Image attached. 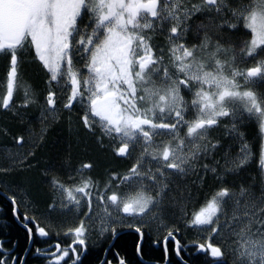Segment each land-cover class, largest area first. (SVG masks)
I'll return each instance as SVG.
<instances>
[{"label": "snow or ice", "instance_id": "obj_1", "mask_svg": "<svg viewBox=\"0 0 264 264\" xmlns=\"http://www.w3.org/2000/svg\"><path fill=\"white\" fill-rule=\"evenodd\" d=\"M0 55L8 60L0 108L22 125L11 133L15 150L3 149L0 175L34 167L50 125L73 110L98 152L129 162L99 178L84 175L91 161L71 168L70 155L44 169L55 194L46 227L27 213L22 226L29 242L56 237L35 249L46 264H83L88 233L115 235L126 220L135 221L127 226L140 238L138 256L146 234L164 231L152 244H163L166 264L169 242L177 264L197 255L206 264L228 256L264 264V0H0ZM28 63L45 77L42 89L21 80ZM245 121L255 123L256 151L240 131ZM253 160L259 182L239 179ZM0 194L21 219L28 191L5 185ZM67 213L80 219L65 229ZM182 229L203 242L182 244ZM11 252L0 241V264H26Z\"/></svg>", "mask_w": 264, "mask_h": 264}, {"label": "flooded vegetation", "instance_id": "obj_2", "mask_svg": "<svg viewBox=\"0 0 264 264\" xmlns=\"http://www.w3.org/2000/svg\"><path fill=\"white\" fill-rule=\"evenodd\" d=\"M23 73V72H22ZM21 73V80H23V76ZM41 85L42 79L45 77L42 76L41 73ZM6 83V81H5ZM5 83H3L0 87V97H2L3 92L5 91ZM23 95L22 91H17L14 94V100L16 102L19 96ZM190 99V97H186ZM30 113L34 116L39 115L37 109L33 108L30 110ZM3 117H10L11 112L5 111L0 108V122L3 121ZM69 118H71V123H69ZM38 126V121L34 120ZM78 115L76 110H73L71 113L68 111H64L61 113V119L56 123L50 125L48 132L46 134V138L38 149H36V159L33 161L34 167L28 169H17L11 172L9 175H12L14 178H18L22 180V186L29 193V199L31 200L30 206H25L24 204H20L19 206V215L21 219H17L12 214V206L9 200L2 194H0V241H3L4 248L12 249L11 255L16 257H23L26 264H46V260L42 257H38L35 255V249L46 248L49 244H54L57 242L56 237L53 235V238L47 240V243L44 242L43 238L34 237L32 242H29L27 237V232L25 228L22 226V218L25 213L28 216L37 215L40 217L41 226H45V222H43V217L45 215V210L49 203H52L53 196L55 195L48 183V178L44 176V169L52 163L53 160L57 158H65L70 155V167L76 168L83 162H93L95 167L91 171H85V176H92L94 178H99L104 170L108 167H117L121 171L124 170L126 166H129V162L126 160L114 159L110 154L98 152L95 149V145L93 143V138L86 133L78 124ZM4 125H1L0 128H4ZM7 129H21L20 134H22V125L21 126H12L7 125ZM240 131L245 133L249 140L252 142L253 150L256 151L258 149V139L256 138V126L254 122L245 121L241 126ZM26 134V133H24ZM218 131H213L212 135H218ZM4 136V135H3ZM12 148L15 150L11 132L8 136L4 137V140L0 142V148H2V152L4 147ZM27 145L24 151L27 149ZM238 150V146H237ZM3 160H0L2 162ZM0 178H3V175H0ZM63 178V177H62ZM239 179H243L248 181L249 179L255 180L257 183L259 182L258 169L256 166L255 160H253L249 166L240 173ZM4 190L0 187V193ZM210 194V187L206 189H202L201 194H198L189 204L186 211L191 214L197 211L203 202V198L205 195ZM11 195V193H9ZM41 196L48 197L47 202L43 198H36L34 201L30 198L31 196ZM10 209L11 218L6 216V210ZM35 209V211H34ZM86 210V209H85ZM80 217L74 215V213H67L65 216V224L64 228L72 227L76 223L79 222ZM87 222V221H86ZM128 223L135 224V221L126 220L123 224H116V234L112 235L111 233H106L103 237L98 235L96 230H91L88 233L87 237V253L81 256V260L83 262L85 256H92V252H96L98 248L102 246V252L99 260L93 264H101V262H111V264H119V260L123 258L127 261V264H150L149 260H144L136 253V244L140 241L138 234L134 231V228H129ZM15 225V227H14ZM121 226V227H120ZM29 227H33L31 223ZM14 228L21 233L20 237H13ZM164 231L161 232H151V234L145 235V241L142 245V249H146L149 254H154L156 250H162L163 257V244H152V241L156 240L157 237L162 239ZM129 239L133 241L134 245V253L127 255V253L123 252L121 249H118L116 246H120L124 243L125 240ZM152 239V240H151ZM178 239L181 240L182 244H188L189 241L199 240L203 242L202 237L195 230H184ZM62 244L70 243V238L61 237L60 241ZM169 258L170 256H175L171 251L173 245L169 242ZM27 249V251H25ZM193 251L191 248L188 249V252ZM188 256L187 253L184 254ZM127 256H135L132 259H129ZM202 256V255H197ZM176 257V256H175ZM158 263H164L165 260L156 261Z\"/></svg>", "mask_w": 264, "mask_h": 264}, {"label": "trees", "instance_id": "obj_3", "mask_svg": "<svg viewBox=\"0 0 264 264\" xmlns=\"http://www.w3.org/2000/svg\"><path fill=\"white\" fill-rule=\"evenodd\" d=\"M29 59H31L29 57ZM7 69H8V60L6 57H4L3 55H0V87L2 85V82L4 79H6V73H7ZM22 76H23V82L27 83V84H32L34 85L37 89H42V85L40 82L41 77V72L38 69L37 64L35 63H28L26 65L23 66L22 69ZM31 110V109H30ZM29 110V111H30ZM9 117H3V121L4 119H8ZM3 121H1L0 123H2ZM35 123V121H33ZM6 123H10L12 126H21V124L17 121L14 120L11 116V119L9 122ZM5 124V123H4ZM11 133H15V134H20L21 129H14V130H10ZM4 137L2 134H0V142L4 140ZM5 185H19L21 187L22 186V180L21 177L20 179L18 178H14L12 175H7V176H3V178H0V187L4 190V186ZM1 198V197H0ZM32 199V201H34L36 198H43L45 200V202H47V200L49 199L48 197H41V196H36L33 195L30 197ZM6 216H8L9 218H11V213H10V209L8 208L6 210ZM15 227V225H14ZM13 237H20L21 233L17 230V228H14V233L12 234ZM118 249H121L123 252L127 253V255L133 254L134 253V245H133V241H130L129 239L125 240L124 243H122L120 246H116ZM102 252V246L100 248H98L96 250V252H92V256H85L84 260H83V264H93L96 263L101 255ZM142 255L141 258L144 260H149L150 264L151 262H156V261H162L163 260V252L162 250H156L154 251V254H149L147 252L146 249H142ZM129 259H132V257L135 256H127ZM185 259H189L188 256H185ZM170 260H171V264H177V258L175 256H170ZM227 260V264H233L230 257L228 256L226 258ZM207 258L204 256H194L191 259H189V264H206Z\"/></svg>", "mask_w": 264, "mask_h": 264}, {"label": "rangeland", "instance_id": "obj_4", "mask_svg": "<svg viewBox=\"0 0 264 264\" xmlns=\"http://www.w3.org/2000/svg\"><path fill=\"white\" fill-rule=\"evenodd\" d=\"M5 81H6V79L3 80L2 84L5 83ZM21 99H22V95L17 98L16 103L17 104L20 103ZM14 108H15V105H13V110H14ZM10 119H11L10 117L8 119H4V121L1 123V125H4L5 126L4 128H6L7 125H11L10 123H6V122H9ZM3 156H4V151L2 152V148H0V160H3ZM213 242L215 243V242H218V241H213ZM229 257H230V259H231V261L233 263L232 257L231 256H229Z\"/></svg>", "mask_w": 264, "mask_h": 264}, {"label": "water", "instance_id": "obj_5", "mask_svg": "<svg viewBox=\"0 0 264 264\" xmlns=\"http://www.w3.org/2000/svg\"><path fill=\"white\" fill-rule=\"evenodd\" d=\"M151 264H166V262H164V263L151 262Z\"/></svg>", "mask_w": 264, "mask_h": 264}, {"label": "bare ground", "instance_id": "obj_6", "mask_svg": "<svg viewBox=\"0 0 264 264\" xmlns=\"http://www.w3.org/2000/svg\"><path fill=\"white\" fill-rule=\"evenodd\" d=\"M121 227V226H120ZM152 240V239H151Z\"/></svg>", "mask_w": 264, "mask_h": 264}]
</instances>
